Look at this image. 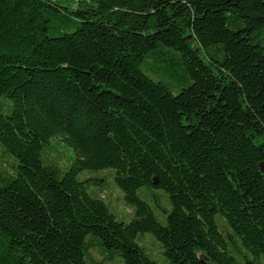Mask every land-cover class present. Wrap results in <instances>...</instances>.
Here are the masks:
<instances>
[{
  "label": "trees",
  "instance_id": "16d2710c",
  "mask_svg": "<svg viewBox=\"0 0 264 264\" xmlns=\"http://www.w3.org/2000/svg\"><path fill=\"white\" fill-rule=\"evenodd\" d=\"M261 165L264 0H0V264H261Z\"/></svg>",
  "mask_w": 264,
  "mask_h": 264
},
{
  "label": "rangeland",
  "instance_id": "374dc122",
  "mask_svg": "<svg viewBox=\"0 0 264 264\" xmlns=\"http://www.w3.org/2000/svg\"><path fill=\"white\" fill-rule=\"evenodd\" d=\"M72 150L70 148L65 147V152L61 156L60 159L57 160V164L60 169H63L68 165V159L72 156ZM264 165H261L260 171L264 175ZM112 171H104L100 173H91L86 174L91 177H103L105 178V191L102 193L103 196L107 197V205L109 207L110 213L114 215V217L123 222L129 223L133 217V209L128 206L123 199V194L121 190H119L114 185L113 176L111 175ZM138 197L143 200L154 212L156 219L163 225L166 224V212L170 211V205L167 201L166 194L157 189L152 188H141L137 191ZM157 200V202H156ZM156 203L158 204V208L156 207ZM165 213H162V212ZM140 239L145 241V246L141 244V240H138V244L144 249L145 253L155 262L159 264H164V258L161 254V250L159 244L154 240V238L149 234H144L140 236ZM140 241V242H139ZM90 256L95 258V261L98 264H123L122 259L120 257H115L113 260H103L98 254L96 249H92L90 251ZM237 261H241L240 257L234 256ZM261 264H264V257L261 258Z\"/></svg>",
  "mask_w": 264,
  "mask_h": 264
}]
</instances>
